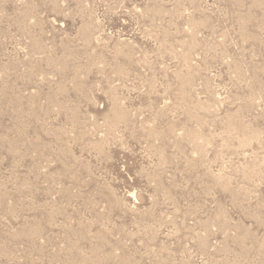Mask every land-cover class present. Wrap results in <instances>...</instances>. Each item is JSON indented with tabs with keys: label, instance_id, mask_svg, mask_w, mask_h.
<instances>
[{
	"label": "rangeland",
	"instance_id": "obj_1",
	"mask_svg": "<svg viewBox=\"0 0 264 264\" xmlns=\"http://www.w3.org/2000/svg\"><path fill=\"white\" fill-rule=\"evenodd\" d=\"M0 264H264V0H0Z\"/></svg>",
	"mask_w": 264,
	"mask_h": 264
}]
</instances>
